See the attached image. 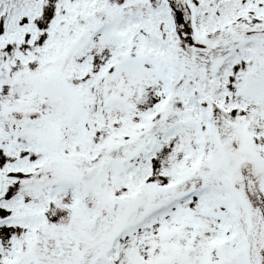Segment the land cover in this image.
I'll list each match as a JSON object with an SVG mask.
<instances>
[{
    "label": "snow or ice",
    "instance_id": "1",
    "mask_svg": "<svg viewBox=\"0 0 264 264\" xmlns=\"http://www.w3.org/2000/svg\"><path fill=\"white\" fill-rule=\"evenodd\" d=\"M0 264H264V0H0Z\"/></svg>",
    "mask_w": 264,
    "mask_h": 264
}]
</instances>
